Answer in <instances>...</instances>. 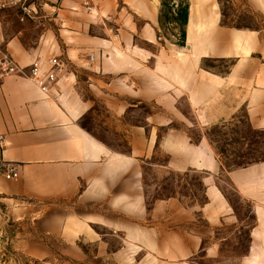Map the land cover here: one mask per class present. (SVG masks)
<instances>
[{"label": "crops", "instance_id": "crops-1", "mask_svg": "<svg viewBox=\"0 0 264 264\" xmlns=\"http://www.w3.org/2000/svg\"><path fill=\"white\" fill-rule=\"evenodd\" d=\"M220 1L25 0L37 15L33 40L26 27L0 32L21 67L38 62L43 74L51 57L64 64L48 93L26 77L0 83V163L18 171L12 180L0 172V208L9 220L31 222L24 253L45 260L55 249L82 262V242L111 264H219V228L242 223L219 185L224 177L252 216L237 264H264V163L226 170L203 134L240 108L264 131V0H241L263 18L254 29L222 26ZM208 61L229 65L220 72ZM96 105L126 152L81 125ZM155 151L165 162L149 163ZM144 166L202 174L204 202L148 205ZM105 236L118 240L116 249Z\"/></svg>", "mask_w": 264, "mask_h": 264}, {"label": "rangeland", "instance_id": "rangeland-1", "mask_svg": "<svg viewBox=\"0 0 264 264\" xmlns=\"http://www.w3.org/2000/svg\"><path fill=\"white\" fill-rule=\"evenodd\" d=\"M27 4L28 2H25L23 6H27ZM23 6L17 4L1 13V15L6 14L5 19L7 21L0 26V32L10 35L20 28L26 27V37L33 40L35 25L38 23L34 17L37 15L33 12L27 13ZM220 7L223 20L227 22L250 29L261 26L263 18L249 12L241 0L221 1ZM206 64L214 66L218 71L223 72L228 67L229 62L208 61ZM180 106L187 113L186 104L181 102ZM227 116L203 130V134L216 152L222 167L226 169L227 166H232L233 164L243 165L264 161V131L253 129L249 125L245 111L242 108L233 114L229 112ZM81 125L95 137L103 140L111 149L120 152L127 151L126 141L121 134L115 132L112 127L106 124V114L100 106L96 105L94 111L81 121ZM199 132V130L195 129L189 130L191 139L197 140ZM165 160L166 157L164 155L159 151H155L149 163L152 165L161 164ZM202 176L200 173H176L144 166L143 182L148 205H151L156 199L168 197L178 198L185 205L203 203L205 198ZM219 185L242 221L237 226L227 224L219 228V236L226 238L221 245L222 254L219 264H237L246 251V232L247 227L252 223V216L247 205L240 201L224 177L220 178ZM196 223L201 229L206 226L204 221L198 216L196 217ZM95 230L100 234H109V231L101 227H97ZM34 235L30 221L16 222L9 220L3 216L0 208V264H111L110 260L98 256L95 243L83 244L82 242L78 243L86 253V258L82 262L70 260L53 248L47 259H35L22 250V241L34 238ZM104 239L108 241L110 248H117L118 240L116 238L105 236ZM50 241V244L56 245L57 249L61 244L54 238ZM199 262L201 264H210L206 260H200Z\"/></svg>", "mask_w": 264, "mask_h": 264}, {"label": "built area", "instance_id": "built-area-1", "mask_svg": "<svg viewBox=\"0 0 264 264\" xmlns=\"http://www.w3.org/2000/svg\"><path fill=\"white\" fill-rule=\"evenodd\" d=\"M25 0H0V15L9 7L17 4L24 5ZM86 9H90L88 3H84ZM24 7V6H23ZM91 59V56L89 57ZM47 69L42 74L38 62L28 67H21L2 46L0 40V83L10 77H26L31 80L42 93H48L58 81V73L64 64L56 57L46 60ZM4 147V137L0 135V149ZM0 172L6 180L16 179L18 171L12 163H0Z\"/></svg>", "mask_w": 264, "mask_h": 264}, {"label": "trees", "instance_id": "trees-1", "mask_svg": "<svg viewBox=\"0 0 264 264\" xmlns=\"http://www.w3.org/2000/svg\"><path fill=\"white\" fill-rule=\"evenodd\" d=\"M221 1H228V0H221ZM221 23H222V26H224V27L237 28V29L238 28H242V27H239V26L233 24L232 22H227L226 20H223V14H222ZM260 162H263L264 163V161H260ZM249 164H252V163H249ZM249 164H243V165L233 164L232 166H227L226 170L244 167V166H247Z\"/></svg>", "mask_w": 264, "mask_h": 264}]
</instances>
